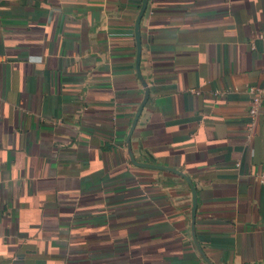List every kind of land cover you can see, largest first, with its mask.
<instances>
[{
  "label": "crops",
  "instance_id": "crops-1",
  "mask_svg": "<svg viewBox=\"0 0 264 264\" xmlns=\"http://www.w3.org/2000/svg\"><path fill=\"white\" fill-rule=\"evenodd\" d=\"M142 0H0V264H209L183 177L134 165ZM137 159L189 174L215 264H264V0H149Z\"/></svg>",
  "mask_w": 264,
  "mask_h": 264
},
{
  "label": "water",
  "instance_id": "water-1",
  "mask_svg": "<svg viewBox=\"0 0 264 264\" xmlns=\"http://www.w3.org/2000/svg\"><path fill=\"white\" fill-rule=\"evenodd\" d=\"M149 4V0H142L139 11L135 20V25H134V34H135V41H136V56H135V68L137 75L140 79L141 85L144 88V95L141 101L139 102V105L135 111L134 117L132 119L129 131L127 133V138H126V146H127V153L129 155L130 161L136 165V166H141V167H148V168H154V169H161L165 171H170L172 173H175L177 175H180L185 179V181L189 184L191 191H192V208H191V230H192V237L193 240L204 257V259L209 263V264H215L213 263L209 257L206 255L204 250L202 249L198 238L196 234V217H197V209H198V191L196 188V185L192 179V177L184 172L181 169H178L176 167L170 166V165H165L161 163H153V162H147V161H141L137 159L134 149H133V144H132V136L134 133V130L136 128V125L138 123V120L140 118V115L144 109V106L146 105L149 96H150V86L148 84V81L146 77L144 76L142 69H141V60H142V54H143V42H142V27H141V22L142 19L147 11ZM246 264H255V263H246Z\"/></svg>",
  "mask_w": 264,
  "mask_h": 264
},
{
  "label": "built area",
  "instance_id": "built-area-1",
  "mask_svg": "<svg viewBox=\"0 0 264 264\" xmlns=\"http://www.w3.org/2000/svg\"><path fill=\"white\" fill-rule=\"evenodd\" d=\"M250 92L252 93L249 114H250V126L254 125L260 114L261 106L264 101V86H251L249 87ZM255 179L260 183H264V169L258 171L254 175Z\"/></svg>",
  "mask_w": 264,
  "mask_h": 264
}]
</instances>
